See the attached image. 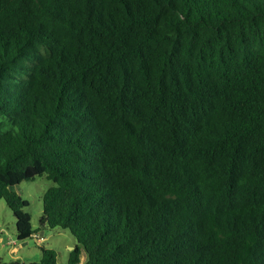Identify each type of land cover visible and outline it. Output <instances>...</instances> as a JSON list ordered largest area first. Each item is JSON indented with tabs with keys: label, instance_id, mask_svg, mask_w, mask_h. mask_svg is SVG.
Instances as JSON below:
<instances>
[{
	"label": "trees",
	"instance_id": "trees-1",
	"mask_svg": "<svg viewBox=\"0 0 264 264\" xmlns=\"http://www.w3.org/2000/svg\"><path fill=\"white\" fill-rule=\"evenodd\" d=\"M38 176L68 264H264V0H0V200L21 242L12 188Z\"/></svg>",
	"mask_w": 264,
	"mask_h": 264
},
{
	"label": "rangeland",
	"instance_id": "rangeland-1",
	"mask_svg": "<svg viewBox=\"0 0 264 264\" xmlns=\"http://www.w3.org/2000/svg\"><path fill=\"white\" fill-rule=\"evenodd\" d=\"M55 184L46 176H38L34 181L23 182L12 189L29 206L26 211L32 216V225L36 233L26 241L17 238L16 218L4 200H0V260L4 264H35L41 261V248L54 250L59 264H68L70 253L78 245L77 240L68 231L59 228H43L40 218L43 214V195ZM86 254L81 255L80 264L86 263Z\"/></svg>",
	"mask_w": 264,
	"mask_h": 264
}]
</instances>
